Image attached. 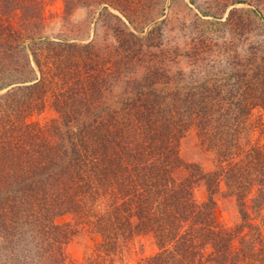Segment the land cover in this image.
<instances>
[{
	"label": "trees",
	"instance_id": "obj_1",
	"mask_svg": "<svg viewBox=\"0 0 264 264\" xmlns=\"http://www.w3.org/2000/svg\"><path fill=\"white\" fill-rule=\"evenodd\" d=\"M171 1L64 0V7L68 14L93 3L125 25L114 8L139 30L162 23ZM188 4L201 26L226 13L224 24L239 29L264 19V0ZM13 5L24 17L28 10V23L12 21ZM44 21V0H0L1 264H115L141 237L154 239L158 252L140 264H264V46L242 52L223 42L203 71L201 55L216 44L201 46L207 36L199 29L190 51L196 67L171 74L172 59L144 52L131 29L115 30L119 45L99 58L94 42L54 40ZM46 108L49 121H29ZM190 133L215 153L216 169L182 158ZM200 183L208 191L202 202ZM222 186L240 215L231 226L216 213ZM68 214L101 238L82 263L66 253L77 230L57 223Z\"/></svg>",
	"mask_w": 264,
	"mask_h": 264
},
{
	"label": "rangeland",
	"instance_id": "obj_2",
	"mask_svg": "<svg viewBox=\"0 0 264 264\" xmlns=\"http://www.w3.org/2000/svg\"><path fill=\"white\" fill-rule=\"evenodd\" d=\"M44 2L46 33L51 34L52 39L64 40L67 35H71L70 38H73L72 42H76L80 45L94 42L93 49L91 50L95 52L96 56L102 58L109 45H119V43H116L117 38L114 37L113 32L119 29L120 32L126 34V32L131 29L137 32L138 36L144 38L142 41L144 42V52L148 49L151 52V57H169L172 59V63L168 64L171 74L181 70L188 74L196 67L192 62L194 59L196 61L197 57L194 58L190 51L192 40L201 37L199 29H201L202 34L205 33L207 36L201 46L216 44V47L210 53L201 55L203 59L205 58L203 65L200 66L203 71L206 67H209L207 59L215 56L216 52L221 51L223 42H227V44L230 41L235 42V44L239 46L238 51L242 52H244L248 46L254 44L259 43L264 46V19L257 20L256 23L255 21L252 23L246 22V26H244L243 29H239L235 28V26L231 27L228 24H224L226 15L228 14L226 13L225 17L219 20L203 18L204 20H212L213 26H209L208 24L201 26L199 23L202 24V21L198 18V11L194 6L188 4L189 0H172L169 2L166 14L160 19L164 20L162 23L158 22L150 26L139 27V30L127 22L125 15L114 8L109 9L114 14H118L122 17L126 23L125 25L116 23L112 17L108 16L107 11L97 8L93 3H89L88 6L83 8L81 6H74V8L68 11V14H65L64 0H44ZM239 7L243 6L239 5ZM7 12L15 24L18 23V25L21 26L28 23V21H26V18L29 20V18L26 17L28 13L26 8L25 17L21 9H16L14 5L10 7ZM64 17L66 19H64ZM66 20L69 24L66 23ZM67 24L71 31H66L64 29ZM212 31L213 33H211ZM208 33H210V35H208ZM148 45L151 46L146 48ZM106 53L109 54L110 52L106 51ZM144 55L146 57V53ZM145 57L142 56L144 60H147ZM159 60L161 59H157V61ZM159 65L160 64H158V66ZM202 70H200V72H202ZM5 91L0 92V94ZM52 117H54L53 110L46 108L43 113H36V115L30 117L29 121L44 124ZM179 151L185 161L199 165L205 172L216 169L214 160L215 153L202 145L195 133H190L181 141ZM195 197L201 202L208 198L207 187L204 183H200L197 186ZM215 198L217 201L216 213L219 221L228 226L238 222L240 215L235 198L227 194L224 186H222L221 192L218 193ZM77 222L78 220L71 214L57 219L58 224H71L77 230L76 235H74L66 246V253L70 260L82 263L95 251L101 238L92 233L88 227L83 228L82 225H77ZM157 252L158 247L154 239L141 237L129 244L126 249L116 257L115 264H140L142 260ZM0 257H2L1 254Z\"/></svg>",
	"mask_w": 264,
	"mask_h": 264
}]
</instances>
